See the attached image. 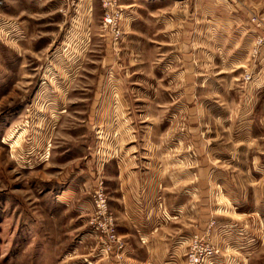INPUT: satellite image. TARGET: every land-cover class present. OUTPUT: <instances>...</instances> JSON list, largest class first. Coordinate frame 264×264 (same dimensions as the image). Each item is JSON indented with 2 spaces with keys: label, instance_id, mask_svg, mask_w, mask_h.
<instances>
[{
  "label": "rangeland",
  "instance_id": "rangeland-1",
  "mask_svg": "<svg viewBox=\"0 0 264 264\" xmlns=\"http://www.w3.org/2000/svg\"><path fill=\"white\" fill-rule=\"evenodd\" d=\"M248 4L262 35L264 0ZM120 6L116 36L103 0H0V264H106L111 257L119 264L127 245L140 264L154 252L122 211L119 174L179 172L180 103L173 94L181 87L169 80L179 75L172 48L180 43L176 30L155 17L168 8L139 3L137 19L127 22ZM258 37L255 53L264 47ZM212 122L219 125L203 120ZM221 145L239 146L247 158L264 151V144ZM163 183L175 209L179 188ZM211 215L180 264H190L195 236L216 251L205 264H264L258 214H219L239 225L247 218L227 248L214 237ZM163 219L170 234L198 224L173 212Z\"/></svg>",
  "mask_w": 264,
  "mask_h": 264
},
{
  "label": "crops",
  "instance_id": "crops-1",
  "mask_svg": "<svg viewBox=\"0 0 264 264\" xmlns=\"http://www.w3.org/2000/svg\"><path fill=\"white\" fill-rule=\"evenodd\" d=\"M139 3L154 10L168 8L155 17L175 29L179 37L180 45L172 48L179 75L169 83L181 87L173 95L180 103L174 116L180 122L177 140L182 152L176 161L178 174L120 173V200L139 241L154 247L147 261L140 264H180L192 235L211 214L217 221L214 237L227 248L239 238L247 218L239 225L219 214L243 218L244 213H264V151L247 158L239 146L221 145L264 144L260 139L264 138V47L254 52L260 29L249 20L248 0H121L124 14L130 16L127 22L137 19ZM206 117H213L221 127L213 122L204 124ZM222 133L226 140L215 141L223 139ZM163 182L179 188L175 209L170 208L172 196L165 195ZM164 212H173L178 221L189 219L198 224L186 227L183 223L185 228L179 226L175 233H167L164 230L170 222L163 219ZM253 218L256 228L264 227L261 217L258 222ZM124 252L119 264H139L135 248L127 245ZM109 261L118 260L105 259L106 264Z\"/></svg>",
  "mask_w": 264,
  "mask_h": 264
},
{
  "label": "built area",
  "instance_id": "built-area-1",
  "mask_svg": "<svg viewBox=\"0 0 264 264\" xmlns=\"http://www.w3.org/2000/svg\"><path fill=\"white\" fill-rule=\"evenodd\" d=\"M120 2L121 0H103V5L106 9V15H107L106 17L107 26H109V24L115 26L114 32L116 36L120 35V31L117 26L118 23L117 21L121 16H123V12H121L122 8L120 6ZM262 25L263 23L260 24V26ZM258 43L260 45L261 44L264 45V34L262 35L260 34V36L258 37ZM98 195L100 197L99 206L104 209L103 211H105L107 207V203L103 196V193L98 192ZM192 239H193L192 240L193 245L189 252L190 264H205L206 261H208L210 258L214 256L216 251L214 250V248H211L208 245L207 246H205L204 244L199 245L200 239L198 236H195Z\"/></svg>",
  "mask_w": 264,
  "mask_h": 264
}]
</instances>
